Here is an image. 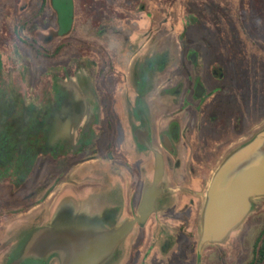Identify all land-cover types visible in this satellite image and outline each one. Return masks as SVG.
<instances>
[{"label": "flooded vegetation", "instance_id": "flooded-vegetation-1", "mask_svg": "<svg viewBox=\"0 0 264 264\" xmlns=\"http://www.w3.org/2000/svg\"><path fill=\"white\" fill-rule=\"evenodd\" d=\"M32 3L18 8L17 16L7 20L11 24L9 28L1 26L0 18V264H18L14 254L23 237L47 225L57 212L62 213L66 206H76L77 201H81L77 205L84 206L85 200L73 196H84V191L89 190L90 195L86 196L104 197L98 194L103 186L101 183L108 187L106 207L119 212L116 223L136 216L145 190L153 185L155 152L158 151L163 160L164 176L156 185L160 193L148 221L166 205V196L170 194L166 192L163 180L168 169L181 168V164L172 158L178 156L182 147L191 153H229L249 141L252 135V130L245 125V115L232 119L233 115L260 110L257 91L258 98L253 97L252 107L243 102V89L250 87V80L246 79L251 70L249 65L232 66L243 80L226 81L227 59L223 50L218 51L212 43L221 40L226 33L223 23L229 21V10L244 8L245 0H229V5L225 4L228 0H205L203 6L210 9L212 31L209 29L204 45L210 61L205 65L200 59L203 51L196 49L187 53V57L194 56L191 60L190 57L185 59L192 63L189 71L199 81L191 84L189 75L186 84L191 89L188 102L201 104L202 117L206 116L202 124L195 123L194 133L184 138L182 124L176 118L186 104L183 97L180 103V84L169 88L171 91L156 88V79L166 70L163 53L156 51L144 58L140 56L142 53L134 54L129 63L127 84L124 83L129 91L126 95L125 138L130 139V143L127 142L130 150L124 148L114 152L118 137L109 108L113 98L108 89L113 90L119 84L120 89H125L123 82L112 80L116 76L117 53L102 48L95 40L86 46L83 37L76 36L75 5L71 30L58 36V15L52 1L39 0L33 6ZM83 3L94 9L99 1L85 0ZM110 3L117 6L115 0ZM140 8L144 10V6ZM47 13L55 16V28ZM190 19L194 24L198 21L195 15ZM238 20L241 23L242 18ZM89 22L91 24L92 17ZM94 37L99 39V32H95ZM256 53L262 65L251 70L254 81L260 72L264 79V49L258 45ZM255 85L257 88V82ZM218 87L231 90L228 99L213 92L207 98L206 91L202 90ZM164 102L167 108H177L173 109L174 118L159 123L154 119L160 116ZM230 105H235L231 113ZM213 111L220 114L219 119ZM228 115L232 117L229 121ZM248 130L250 135L246 140ZM125 138L122 143L126 142ZM89 163H101L110 168L109 176L105 177L107 182L109 180L106 186L96 172L88 178L76 172L78 167ZM216 163L217 158H212L208 164H200L210 168ZM190 165L197 167L193 163ZM68 184L73 190L65 188L60 193V188ZM51 196H72L75 201L62 199L57 204L61 209L50 212L49 204H45ZM144 225L136 226L130 234ZM198 256L197 253L196 264H200ZM43 262L28 261L25 264H59L55 259ZM250 264H258L253 256Z\"/></svg>", "mask_w": 264, "mask_h": 264}, {"label": "rangeland", "instance_id": "rangeland-1", "mask_svg": "<svg viewBox=\"0 0 264 264\" xmlns=\"http://www.w3.org/2000/svg\"><path fill=\"white\" fill-rule=\"evenodd\" d=\"M38 1L0 0L1 26L3 28L11 26L7 20L17 16L18 8L21 5L33 2V6ZM73 1L76 36L81 35L86 46L95 40L102 48H107L111 53H117L118 57L114 68L116 76L112 80L123 82L124 88L127 84L126 80H128L127 72L132 55L142 53L140 56L144 58L155 54L156 51H159L160 54L163 53V67L166 70L162 77L156 79V88L171 91L172 89L169 88L180 84V103H182L183 97V102L186 104L176 118L182 124L184 138L186 139L185 135H192L195 123L202 124L206 116L202 117V110L199 107L201 104L196 103L197 105H195L188 102L191 89L186 84L189 75L191 84L197 81V77L193 78L192 71H189L190 66L193 65L185 59L190 57L191 60L194 56L190 54L187 57V53L190 49H196L203 51L200 53V59H203L205 65L210 61L204 45L207 33L211 29L210 9L203 6L205 0H115L117 3L115 7L110 3L112 0H97L99 4L94 9H89V5L84 6L83 1L85 0ZM197 1L202 4H198ZM225 4L229 5V0ZM140 6H144V10ZM46 15L52 17L51 26L55 28V16L51 13ZM192 15L197 16L196 24L190 19ZM89 17H92L91 24ZM237 17L242 18L241 23ZM225 29L227 31L223 38L212 43L218 51L223 50L227 59L229 73L225 80L241 81L243 80L242 76L240 73L234 72L232 66L238 67L246 64L251 70H254L258 64L262 65L258 60L257 53L255 54V49L258 48V45L264 49V0H245L244 8L230 9L229 21L227 24L223 23V32ZM95 32H99V39L94 37ZM159 63L162 64V61ZM251 70L246 78L250 80V87L243 89V102L248 104V107H252L251 101L253 97L258 98V92L260 110L256 113L250 110L249 114L245 112L240 115L234 114L233 118L228 115L227 121L238 116L242 118L245 115V125H248L247 128L252 130L250 137L252 139L264 130V79L263 73L260 72L258 79L254 81V73ZM198 74L196 75L198 76ZM197 82L199 83V81ZM255 82L258 84L257 88ZM120 87L119 84L113 90L108 89L113 98L109 108H111L110 112L113 114V121L117 128L119 146L114 152H118L120 149L124 150V148L128 150L127 142L130 143V139L125 138L127 130L126 95L129 94V91L127 88L120 89ZM202 90L206 91L207 98L213 92L214 95L218 93L219 96H223L224 100L229 98L231 92L229 89L224 90L220 87L213 90L208 88ZM197 97L201 98L198 94ZM167 106L164 102L159 112L160 116L155 117L154 121L159 120L161 123L163 119L174 118L173 109H176L177 106L170 108ZM233 107L235 108V105H230V113ZM214 112L219 119L220 114ZM223 119L226 120V117ZM237 123L236 125H238ZM248 131L245 135L246 140L250 135V131ZM124 138L126 142L122 143ZM229 154L230 152L222 154L217 152L191 153L182 147L178 156L175 155L172 158L181 164V168L168 169L163 180V186L170 194V196H166V205L159 213L152 215L143 228H136L130 234L131 236L129 235L128 240L120 245L114 258L108 264H196L197 253L200 264H250L254 243L264 225V197L251 201V211L246 219L223 242L206 244L200 252L198 251L204 195L214 172ZM132 157L134 160L133 154ZM151 158L153 159L152 156H150ZM212 158H217V163L212 167L200 164H208ZM191 163L196 164L197 167H192ZM99 172L105 177L109 176L110 168L103 165ZM106 187L102 186L98 190V194L107 195L108 187ZM137 236L139 237L137 238Z\"/></svg>", "mask_w": 264, "mask_h": 264}, {"label": "water", "instance_id": "water-1", "mask_svg": "<svg viewBox=\"0 0 264 264\" xmlns=\"http://www.w3.org/2000/svg\"><path fill=\"white\" fill-rule=\"evenodd\" d=\"M51 1L58 15L57 35H66L74 21V2ZM163 176L162 156L155 152L153 185L145 190L136 216L110 230H101L89 241L79 232H71L66 239L53 242L49 247L69 246V257L63 264H107L132 230L144 225L156 209L160 193L156 185ZM204 197L199 252L206 244L223 242L246 219L251 201L264 197V130L230 152L214 172Z\"/></svg>", "mask_w": 264, "mask_h": 264}, {"label": "crops", "instance_id": "crops-1", "mask_svg": "<svg viewBox=\"0 0 264 264\" xmlns=\"http://www.w3.org/2000/svg\"><path fill=\"white\" fill-rule=\"evenodd\" d=\"M97 163L85 164L78 167L76 172H80V175L85 178L90 177L91 173L96 172L100 179H104L106 186L109 180L107 182L105 175L99 172L103 164L101 165V163H99L98 165ZM100 185H103L104 187V184L101 183ZM71 186L72 185L68 184L67 186H64V188L61 187L60 193L65 188H69L70 190L68 191L73 190V186ZM87 194L90 195L89 190L84 191V196H73L83 199V201L85 200L86 203L84 202V206L77 205V203L81 201H77L76 206H66L64 208L65 210L62 213L57 212L47 225L26 234L21 240L19 247L15 252L16 254H14V259H16L15 262H18V264H25L28 261L42 263V261L49 262L51 259H55L59 264H63L69 257V246L65 247L63 245L62 247V244H60L59 247L54 246L51 247V249L49 246L53 242L66 239L71 232H79L89 241L98 235L101 230H110L111 228L117 227L123 222L129 220L126 218L122 219L121 222L116 223V220L119 217V212L117 209L106 207L109 203V196L98 198V196H86ZM66 198L68 200H73L72 196H51V199H48L45 205L49 204L48 208L50 207V212H56L59 208V206L57 207V204H59L62 199ZM103 206H105V208H103ZM115 254L116 252L109 262L112 261Z\"/></svg>", "mask_w": 264, "mask_h": 264}, {"label": "trees", "instance_id": "trees-1", "mask_svg": "<svg viewBox=\"0 0 264 264\" xmlns=\"http://www.w3.org/2000/svg\"><path fill=\"white\" fill-rule=\"evenodd\" d=\"M252 256L256 263L264 264V225L262 231L254 243Z\"/></svg>", "mask_w": 264, "mask_h": 264}]
</instances>
